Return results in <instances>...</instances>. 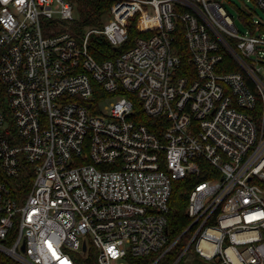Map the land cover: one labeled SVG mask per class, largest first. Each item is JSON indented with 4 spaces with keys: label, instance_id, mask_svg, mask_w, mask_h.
Wrapping results in <instances>:
<instances>
[{
    "label": "built area",
    "instance_id": "built-area-1",
    "mask_svg": "<svg viewBox=\"0 0 264 264\" xmlns=\"http://www.w3.org/2000/svg\"><path fill=\"white\" fill-rule=\"evenodd\" d=\"M230 1L115 0L78 39L69 1L0 0V169L32 178L22 204L0 183V255L79 264L94 247L97 264H182L193 249L204 264H264V19ZM178 24L194 68L182 77ZM94 35L116 56L97 62ZM188 176L193 221L170 242L173 185Z\"/></svg>",
    "mask_w": 264,
    "mask_h": 264
},
{
    "label": "trees",
    "instance_id": "trees-1",
    "mask_svg": "<svg viewBox=\"0 0 264 264\" xmlns=\"http://www.w3.org/2000/svg\"><path fill=\"white\" fill-rule=\"evenodd\" d=\"M69 1L74 11L76 12V18L74 19L73 26L70 31L72 35L78 39L88 28H101L103 27L104 20L109 14L111 5L115 0H67ZM129 43H134L136 38L140 35L136 29L135 22L133 21L129 25ZM89 51L91 56L97 62H104L113 58L118 53L114 47L110 44L107 38L103 35H94L89 43ZM173 52L181 60L180 71L178 76L182 77L187 74V70L194 74V68L190 65V53L184 37V27L182 24H178L176 31L174 32ZM227 62L232 63V71H238L236 64L230 59H226ZM96 87H102L96 84ZM104 94L96 98L97 102L104 100ZM0 183H6L11 191L12 196L19 204L23 203L24 195L28 194L32 186V178L22 176L17 182L8 180L2 169H0ZM197 180L193 176H188L186 179L177 181L173 185V193L170 200V212L168 214V232L170 242L174 241L179 236L183 235L186 229L191 225L192 219L187 214V208L189 204V197L193 190ZM17 227L10 232L11 241L16 233ZM193 231V230H192ZM187 235L182 236V243L180 248L185 243ZM159 254H152L148 257L141 259L129 258L128 264H152ZM177 258L176 253H172L169 257L162 260L160 264H172ZM79 264H97V251L96 249L89 248L87 252L79 255ZM0 264H17L15 261L0 255Z\"/></svg>",
    "mask_w": 264,
    "mask_h": 264
},
{
    "label": "rangeland",
    "instance_id": "rangeland-1",
    "mask_svg": "<svg viewBox=\"0 0 264 264\" xmlns=\"http://www.w3.org/2000/svg\"><path fill=\"white\" fill-rule=\"evenodd\" d=\"M226 7L229 11L235 13L236 15L238 14L239 10H243V9L247 10V8H252L256 12L255 13L256 18L264 19V13L261 10L257 9L256 7H254L252 5H249V4L244 5L240 1L232 0L229 3H226ZM74 18H76V12L75 11H74ZM73 23H74V21L72 23H70V22L66 23V25H68V27H72ZM237 25H238L240 31L244 33L245 27L243 25H241V23H239V22L237 23ZM86 33H87V30H85V32L82 34L83 37L85 36ZM259 74L264 79V65L260 66ZM105 105H108V104L107 103L101 104L100 107H101L102 111H104ZM182 264H204V262H202V260L198 257L197 254H195L193 252V249H192L191 252L186 256V258L184 259Z\"/></svg>",
    "mask_w": 264,
    "mask_h": 264
},
{
    "label": "water",
    "instance_id": "water-1",
    "mask_svg": "<svg viewBox=\"0 0 264 264\" xmlns=\"http://www.w3.org/2000/svg\"><path fill=\"white\" fill-rule=\"evenodd\" d=\"M23 249H25V246H23ZM84 250H85V248H84Z\"/></svg>",
    "mask_w": 264,
    "mask_h": 264
}]
</instances>
